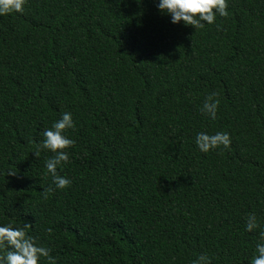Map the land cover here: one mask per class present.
Segmentation results:
<instances>
[{"label":"trees","instance_id":"16d2710c","mask_svg":"<svg viewBox=\"0 0 264 264\" xmlns=\"http://www.w3.org/2000/svg\"><path fill=\"white\" fill-rule=\"evenodd\" d=\"M0 15V223L56 264H249L264 227V0L194 29L154 0H26ZM215 93L216 119L200 109ZM70 112L52 178L33 151ZM227 132L207 153L195 134ZM258 228L247 232L248 215ZM40 264H47L43 258Z\"/></svg>","mask_w":264,"mask_h":264},{"label":"clouds","instance_id":"9594fccd","mask_svg":"<svg viewBox=\"0 0 264 264\" xmlns=\"http://www.w3.org/2000/svg\"><path fill=\"white\" fill-rule=\"evenodd\" d=\"M26 0H0V15L7 13H23V5ZM155 7L161 14H167L172 24L182 23L184 26H192L194 29L203 28L205 24L214 23L217 15L226 16L227 0H154ZM216 94L210 93L204 100L201 111L212 120L216 119L218 100ZM74 127L72 114L61 113L59 119L52 122L51 127L42 132V139L33 151L35 157L39 158L41 148L53 153L44 161V167L52 178V185L43 189L47 194L55 189H64L71 181L66 176L57 173V167L69 160V149L74 140L69 138L65 132ZM195 145L199 151L207 153L219 146L227 148L230 137L227 132L217 131L213 134L197 132L195 134ZM54 186V188H53ZM29 225H13L12 223H0V264H40L41 259L47 264H56L55 258L50 250L36 243L33 236L26 232ZM255 215H248L244 230L251 232L258 228ZM259 242L255 245V254L251 257L249 264H264V227L258 232ZM191 264H211V257L198 255Z\"/></svg>","mask_w":264,"mask_h":264}]
</instances>
